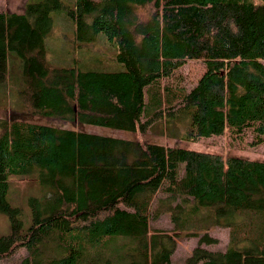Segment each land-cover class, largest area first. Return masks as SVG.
<instances>
[{"label":"trees","instance_id":"1","mask_svg":"<svg viewBox=\"0 0 264 264\" xmlns=\"http://www.w3.org/2000/svg\"><path fill=\"white\" fill-rule=\"evenodd\" d=\"M64 7L77 40L112 45L121 68L48 65L51 13ZM10 52L26 113L72 126L0 117V210L10 221L0 260L25 249L19 264H172L174 237L149 234L150 218L165 213L176 236L198 237L185 264H264V160L73 128L261 146L264 0H28L22 12L0 11V83ZM189 60L204 67L188 89L177 73ZM169 117L187 129L172 135ZM26 177L49 191L29 198L22 228L5 195L9 179ZM213 226L227 228L223 250L202 246L218 242Z\"/></svg>","mask_w":264,"mask_h":264},{"label":"rangeland","instance_id":"2","mask_svg":"<svg viewBox=\"0 0 264 264\" xmlns=\"http://www.w3.org/2000/svg\"><path fill=\"white\" fill-rule=\"evenodd\" d=\"M36 1V0H31ZM25 0H0V9L23 10ZM68 4V3H67ZM69 5V4H68ZM52 30L45 37L47 63L53 67H66L72 64L98 65L102 60L111 68L122 67L115 60V47L110 44H103L100 39L89 44L80 43L74 31V23L68 16V7H64L52 13ZM78 43V44H77ZM80 43V44H79ZM10 63L8 67V79L0 83V117H24L40 123H50L59 126H72L61 120L38 116L37 114L26 113V108L22 101L19 89L22 87L23 80L18 56L10 52ZM264 63V61H263ZM116 66V67H115ZM115 67V68H114ZM204 64L200 60H189L177 73L184 86L188 89L194 84L203 70ZM158 119L152 125V129H158L162 123ZM166 121V120H165ZM167 127L172 135L183 133L188 126L187 120L169 117ZM82 128L87 132L112 135L119 138L147 141L160 145H177L189 147L201 151H212L222 154L243 155L251 159L264 160V143L255 149L228 148L225 145L224 137L215 135L201 139L196 143L176 139L172 136L159 135L151 130L144 133L139 130H127L111 128L96 124H84L74 126ZM47 186L40 183L36 178H13L8 180L6 190V200L11 206L20 208V218L22 228H26L31 221V210L28 203L31 197H41L48 193ZM10 232V221L7 214L0 210V236ZM209 235L218 239L214 244H202L211 250H223L227 245V228L213 226L209 229ZM161 233L174 237L175 249L171 255L172 264H185V258L189 255L192 248L198 243V237H178L172 231V222L169 215L162 213L157 218L149 220V234ZM27 255L25 249H20L16 255L0 260V264H19L22 258Z\"/></svg>","mask_w":264,"mask_h":264},{"label":"crops","instance_id":"3","mask_svg":"<svg viewBox=\"0 0 264 264\" xmlns=\"http://www.w3.org/2000/svg\"><path fill=\"white\" fill-rule=\"evenodd\" d=\"M25 1H28V0H25ZM31 1V0H30ZM0 11H9V12H13V11H15V12H22V9L21 10H12V9H0ZM78 44V43H77ZM10 55L8 54V61L10 60V57H9Z\"/></svg>","mask_w":264,"mask_h":264}]
</instances>
